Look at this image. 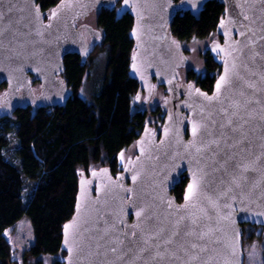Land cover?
<instances>
[{"label":"water","instance_id":"water-1","mask_svg":"<svg viewBox=\"0 0 264 264\" xmlns=\"http://www.w3.org/2000/svg\"><path fill=\"white\" fill-rule=\"evenodd\" d=\"M209 1L59 0L50 10L38 0H0V116L65 106L73 94L61 75L65 55L86 60L103 39L79 21L119 3L117 17L134 19L136 100L161 86L167 94L161 130L145 122L136 155L120 171H82L75 211L63 224L62 264H245L244 225L264 234V0H219L222 39L207 47L221 64L212 91L181 82L188 56L172 31L179 12L198 19ZM221 77L227 84L218 93ZM184 177L179 200L173 190Z\"/></svg>","mask_w":264,"mask_h":264},{"label":"trees","instance_id":"trees-1","mask_svg":"<svg viewBox=\"0 0 264 264\" xmlns=\"http://www.w3.org/2000/svg\"><path fill=\"white\" fill-rule=\"evenodd\" d=\"M58 1L38 0L44 9ZM98 11L104 36L98 53L88 61L78 54L65 58L64 77L73 90L67 104L37 112L19 108L11 117L0 116V264H47L49 257L54 258L53 264H62L66 254L63 224L75 211L82 171L89 174L104 165H110L114 173L121 170L119 153L137 140L144 127L147 113L134 108L139 84L129 72L134 19L130 13L118 18V6ZM223 16L224 5L212 0L198 19L189 11L179 12L172 31L182 41L204 39L216 32ZM101 54L106 57L104 74L93 93L85 96L81 90ZM207 55L206 72L196 80L204 90L212 91L221 64L217 56ZM188 74L195 78L196 72L191 68ZM14 144L16 160L8 154ZM186 183L184 177L173 190L179 200ZM28 185L32 187L29 196ZM24 214L31 219L35 242L19 261L5 230Z\"/></svg>","mask_w":264,"mask_h":264},{"label":"rangeland","instance_id":"rangeland-1","mask_svg":"<svg viewBox=\"0 0 264 264\" xmlns=\"http://www.w3.org/2000/svg\"><path fill=\"white\" fill-rule=\"evenodd\" d=\"M98 13L95 9L86 18L79 21V23H88L94 27H98ZM219 38L217 32H213L204 39L193 38L189 42L182 41L188 54L187 65L180 69V73L183 81L188 82L192 79L197 84L198 75H203L206 72L205 61L208 57L206 47L211 43L213 39ZM97 65L94 68L92 76L84 84L81 93L85 96H90L97 84L98 79L104 74L106 66V57L101 54L97 57ZM194 69L196 74L195 78L189 77V69ZM35 86H38L36 84ZM3 90H0V94ZM166 92L163 87L159 88L148 101L145 100L143 95L140 100H134V108L142 111H146V121L160 131L163 125L165 116V109L162 106ZM137 153L136 141L132 145L124 148L118 155L119 167L123 168L130 157L135 156ZM9 156L16 160L15 144L8 151ZM98 168L101 166H97ZM32 191V187L28 185L26 195L29 196ZM247 225V224H246ZM5 234L14 248V257L19 261H22L24 252L31 244L35 242V234L31 219L27 214H24L13 226L5 230ZM243 249L245 252V264H264V235L263 227L255 225L244 226L243 235ZM53 257H49L47 264H53Z\"/></svg>","mask_w":264,"mask_h":264},{"label":"snow or ice","instance_id":"snow-or-ice-1","mask_svg":"<svg viewBox=\"0 0 264 264\" xmlns=\"http://www.w3.org/2000/svg\"><path fill=\"white\" fill-rule=\"evenodd\" d=\"M225 84H227V81H226L225 77H221V81L217 84V92H218V93H219V91H220L222 85H225ZM196 131H197V129H196V127H194V128H193V133L195 134ZM213 143H216V142L213 141ZM197 151H200V149H197ZM235 168H236L238 171H240L241 174H242L243 172H245V171L248 170V166L245 165V164H243L242 162L239 163V164H236V165H235ZM233 179L235 180V177H234ZM195 188H196V185H195V184H194V185H189V188H188V194H187V196H186V199L191 200V198H192L193 195H194V190H195ZM140 215H141V213L138 212V213H137V216H140ZM132 235H136V234L133 233ZM166 243H169V244H170V243H171V240L169 239L168 241H166ZM192 247L195 248L196 245L193 244ZM157 255H158V253H157Z\"/></svg>","mask_w":264,"mask_h":264},{"label":"flooded vegetation","instance_id":"flooded-vegetation-1","mask_svg":"<svg viewBox=\"0 0 264 264\" xmlns=\"http://www.w3.org/2000/svg\"><path fill=\"white\" fill-rule=\"evenodd\" d=\"M118 11H119V9H120V6H121V3H119L118 5ZM53 7V6H52ZM52 7H50V8H48V9H50L51 10V8ZM98 10V9H97ZM48 17H49V15H48ZM79 24H82V23H79ZM94 27V26H93ZM95 28H98V29H100L101 30V32H102V36H103V31H102V29L98 26V27H95ZM177 38V37H176ZM103 39H104V36H103ZM103 39H102V41H103ZM179 39V38H178ZM222 39V37L219 35V38H217V39H213V40H221ZM180 40V39H179ZM212 40V41H213ZM102 41L97 45V47L95 48V50L92 52V54H90L89 56H88V58L86 59V61H88L89 59H91L92 57H94L97 53H98V51H99V48H100V46H101V43H102ZM211 41V42H212ZM180 42H181V45H182V48H181V51H180V53H182V55L184 54V55H186V56H188V52L186 51V49H185V47H184V45H183V43H182V40H180ZM211 44V43H210ZM209 44V45H210ZM209 45H207V47L209 46ZM207 47H206V51H207V53H210V54H212L211 52H209L208 50H207ZM133 50V49H132ZM184 52V53H183ZM71 54H77V53H69V54H67V55H65V57H64V61H65V58L68 56V55H71ZM79 55V54H78ZM212 55H215V54H212ZM80 56V55H79ZM216 56V55H215ZM81 57V56H80ZM189 59V58H188ZM131 64V63H130ZM186 65H187V63H186ZM186 65H182V66H180V69L181 68H183V67H185ZM66 66V65H65ZM66 70V69H65ZM64 74H65V71L63 72V73H61V75L64 77ZM65 78V77H64ZM190 80H192V79H190ZM189 80V81H190ZM187 81V80H186ZM185 81V82H186ZM181 82L183 83L184 81H183V79L181 78ZM36 84H38L39 85V83L38 82H36ZM69 84V83H68ZM162 87V86H161ZM161 87H159V88H161ZM69 88L70 89H72L70 86H69ZM158 88V89H159ZM164 88V87H163ZM138 101V100H137ZM120 171V170H119ZM118 172V171H117ZM247 225H251V224H247ZM246 224L244 225V226H247ZM252 226V225H251Z\"/></svg>","mask_w":264,"mask_h":264}]
</instances>
